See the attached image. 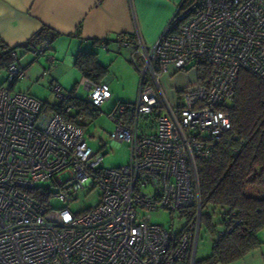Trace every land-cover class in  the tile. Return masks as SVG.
I'll list each match as a JSON object with an SVG mask.
<instances>
[{
    "label": "built area",
    "instance_id": "obj_1",
    "mask_svg": "<svg viewBox=\"0 0 264 264\" xmlns=\"http://www.w3.org/2000/svg\"><path fill=\"white\" fill-rule=\"evenodd\" d=\"M135 39L133 46L130 37L118 43L133 48L137 101L108 115L115 124L110 139L129 148L128 163L119 168L100 166L103 157L78 126L10 89L25 72L14 64L6 69L9 87L0 85V264L196 263L202 216L197 160H207L231 129L224 108L239 71L264 80V0H182L154 44ZM32 53L45 57L50 70L55 66L48 42ZM199 67L206 71L202 84ZM180 73L186 81L174 89L171 104L161 81ZM84 87L85 102L97 110L111 99L106 83L86 79ZM51 90L70 114L71 94L59 85ZM140 118L153 120V131L141 132ZM64 174L67 180L57 181ZM45 182L59 187L54 197L65 205L95 189L99 202L78 214L52 208L50 189L38 186ZM159 212L182 214L184 227L174 233L153 224L149 214Z\"/></svg>",
    "mask_w": 264,
    "mask_h": 264
},
{
    "label": "trees",
    "instance_id": "obj_2",
    "mask_svg": "<svg viewBox=\"0 0 264 264\" xmlns=\"http://www.w3.org/2000/svg\"><path fill=\"white\" fill-rule=\"evenodd\" d=\"M53 40L54 33L42 28L19 47L8 49L0 44V71L15 63L17 50L33 52L44 42L50 49ZM74 67L84 79L95 83H102L108 73L98 62L97 54L91 52H79ZM205 74V69L199 67L200 84ZM73 105L77 109L75 116L65 113L61 103H44L43 112L57 114L79 126L76 117H94L99 111L85 100L75 99ZM224 111L231 129L214 144L209 158L197 160L196 165L201 228L210 235L212 244L209 256L195 264H231L262 245L259 232L264 230V80L240 70L234 96ZM207 207L220 210L216 219L204 212Z\"/></svg>",
    "mask_w": 264,
    "mask_h": 264
},
{
    "label": "crops",
    "instance_id": "obj_3",
    "mask_svg": "<svg viewBox=\"0 0 264 264\" xmlns=\"http://www.w3.org/2000/svg\"><path fill=\"white\" fill-rule=\"evenodd\" d=\"M181 2L182 0H0V44L8 49L16 48L25 44L42 28H48L54 33L50 55L56 50L64 59L70 57L75 60L79 52L96 53L98 62L107 68L108 75L114 63H125L124 60H127L132 65L133 48L130 46L134 45L135 38L139 36L149 46L155 43ZM123 36L130 37L131 45L128 47L119 46L118 40ZM62 47L65 49L62 50ZM19 52L23 51H16L15 63ZM15 63L14 65L17 64ZM17 67L24 70L25 77L10 86L13 91L20 82L32 83L46 78L49 79L47 83L51 89L62 80L61 69L56 66V60L51 70L50 66L46 69L45 65H39L38 62L36 65ZM70 70L81 75L74 65ZM46 71L49 72L48 75H44ZM107 75L103 83L108 85L110 77L107 78ZM186 77L183 73L173 77L168 74L162 80L170 88L180 89L184 86ZM180 79H183L180 85H175ZM231 264H264V246Z\"/></svg>",
    "mask_w": 264,
    "mask_h": 264
},
{
    "label": "rangeland",
    "instance_id": "obj_4",
    "mask_svg": "<svg viewBox=\"0 0 264 264\" xmlns=\"http://www.w3.org/2000/svg\"><path fill=\"white\" fill-rule=\"evenodd\" d=\"M65 47H62L64 50ZM51 53V52H50ZM100 53L106 54L104 51ZM56 60V66L60 67V75H62V80L59 81V85L63 93H69L72 97V102L75 99L86 100L88 92L85 89V80L82 76H78L76 71L71 72L70 68L74 65V60L70 57L63 58V55L57 54L56 50L52 52V55ZM37 58L35 61L34 59ZM35 61V62H34ZM111 66L107 78L110 77L108 82L109 92L111 94V99L106 102L97 112L94 117H76V124L82 130L84 138L87 140L88 145L102 156L101 167L106 169L119 168L125 166L129 159V148L127 143L116 144L110 139V135L115 130V124L110 120L109 114L117 104H130L134 105L137 101L140 75L136 69L129 63V61L124 60ZM45 65L46 69L49 68L48 63L44 57H36L32 52L25 53L19 52L17 54V66L23 67L24 65L33 64ZM141 66V63H139ZM7 73L6 69L0 71V85L4 87H9L6 82ZM41 78V77H40ZM49 79L43 78L32 83L20 82L16 85L15 91L26 93L35 99L47 103L48 105L57 104L58 101L55 99L54 93L48 87ZM183 79L177 80L175 85H180ZM35 82V83H33ZM162 87L167 94L168 100L171 104L174 103L176 95L173 88H170L166 81H161ZM74 99V100H73ZM47 114L51 112L46 111ZM77 114V109L74 108L70 112V115L75 116ZM153 120L145 121L140 118V131L150 132L153 131L154 125ZM68 178L67 174L61 175L57 178V181L64 182ZM40 187H46L50 189L51 200L50 207L52 208H63L67 207L73 213H83L90 208L96 207L100 199V191L95 189L88 193V191H82L75 195V200L69 205L61 203L54 196L59 193V187L54 185L52 182H45L38 184ZM204 212H208L213 216L214 219L220 214L219 209H214L212 207H207ZM151 222L153 224L163 226L168 232H179L185 225V220L180 213L169 214L167 212L150 213ZM259 239L264 243V230L259 232ZM212 238L210 235L201 228L199 241L196 252V261L203 260L207 258L211 251ZM261 246H264L262 244Z\"/></svg>",
    "mask_w": 264,
    "mask_h": 264
}]
</instances>
